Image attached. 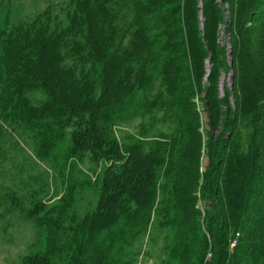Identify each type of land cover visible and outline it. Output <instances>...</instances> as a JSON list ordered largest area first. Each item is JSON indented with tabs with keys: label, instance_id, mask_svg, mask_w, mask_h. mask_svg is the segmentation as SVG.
Here are the masks:
<instances>
[{
	"label": "trees",
	"instance_id": "trees-1",
	"mask_svg": "<svg viewBox=\"0 0 264 264\" xmlns=\"http://www.w3.org/2000/svg\"><path fill=\"white\" fill-rule=\"evenodd\" d=\"M71 3L67 30L56 35L48 25L36 26L11 32L3 41L0 76L14 93L0 99V106L3 113L15 102L11 113L37 122L33 126L44 155L61 143L38 124L50 119L47 127L72 128L70 156L88 153L92 163L105 162L106 168L97 205L82 219L67 225L49 212L39 216L49 247L26 256V264H106L121 234L117 228L133 225L154 205L171 143L123 142L109 125L147 82L158 55L164 86L182 118L172 206L161 222L178 227L177 264H264V0ZM128 6L130 22L124 12ZM71 34L82 37L73 40L75 53L100 65L97 82L91 76L95 72L78 73L65 64L61 47ZM36 89L46 94L39 106L23 96ZM197 96L207 116L205 130ZM73 191L68 188L70 203Z\"/></svg>",
	"mask_w": 264,
	"mask_h": 264
},
{
	"label": "rangeland",
	"instance_id": "rangeland-1",
	"mask_svg": "<svg viewBox=\"0 0 264 264\" xmlns=\"http://www.w3.org/2000/svg\"><path fill=\"white\" fill-rule=\"evenodd\" d=\"M73 10L71 0H0V61L1 44L11 32L48 25V29L58 35L60 31L67 30ZM124 12L125 19L130 22L133 17L131 6ZM118 23L123 25V21ZM67 40L69 42L61 47L65 64L75 67L78 73L95 72L97 75L93 73L91 76L97 82L100 65L85 61V53L77 54L73 48V40L82 41L81 34L67 35ZM160 44L158 40L155 54L159 52ZM155 60L156 63L149 65L147 82L128 98L110 122V133L123 142L139 140L149 146L156 140H163L169 141L174 148L170 147L172 153L159 171L154 205L133 225L117 228L121 234L106 264H177L178 227L174 224L164 227L161 222L167 220L165 214H170L172 206L169 193L175 180V165L182 144V118L178 114L179 104L176 100L175 104L172 103L163 83L161 55ZM227 80L225 76V84H221L219 89L221 96L226 94L224 85ZM8 88L9 84L1 73V100L10 91L13 92ZM97 90H100L99 84ZM23 96H27L33 106H39L46 100V94L40 89L27 91ZM195 101L205 130L208 128L207 116L201 96H197ZM17 105L13 102L3 113L0 106V264H26V256L47 250V230L38 223L39 216L44 212L65 219V223L70 225L73 218L78 221L87 211L94 209L106 168L105 162L98 165L92 163L88 153L70 156L72 128L69 124L47 127L50 119H43L38 124L42 130H51L53 136L57 134L61 143L50 155L41 153L37 130L33 126L37 122L19 119L20 112L17 110V113H11ZM206 164L205 156L202 159L203 170ZM70 187H74L71 203L67 193ZM200 206L205 211L203 200ZM40 208L44 210L38 213Z\"/></svg>",
	"mask_w": 264,
	"mask_h": 264
}]
</instances>
